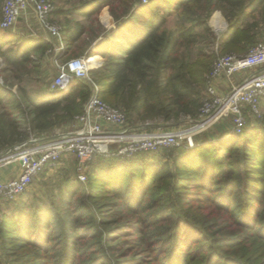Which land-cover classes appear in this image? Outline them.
<instances>
[{
  "label": "trees",
  "instance_id": "obj_1",
  "mask_svg": "<svg viewBox=\"0 0 264 264\" xmlns=\"http://www.w3.org/2000/svg\"><path fill=\"white\" fill-rule=\"evenodd\" d=\"M105 7L116 28L89 51L101 27L84 48L80 44L90 29L82 25L73 34L63 31V56L104 59L101 68L91 71L102 78L94 80L99 96L124 110L129 122L196 115L218 54H245L264 32V0H84L77 10L97 21ZM216 12L228 23L219 51L186 59L185 53L201 43L208 51L215 47L209 20ZM52 47L46 38L15 34L0 25V57L18 77L29 66L39 67ZM81 81L74 80L59 95L49 90L42 99L21 97L0 83V145L21 142L23 105L32 128L41 132L83 113L93 89ZM255 121L251 125L249 120L240 135L212 141L214 147L180 145L168 159L151 152L129 159L102 156L86 183H67L59 195L27 191L10 202L13 212L0 218V264H259L258 257L245 263L241 253L249 238L264 240V122ZM205 201L251 230H218L219 221L204 223L185 206ZM127 214L133 223L115 225ZM137 249L143 257H123Z\"/></svg>",
  "mask_w": 264,
  "mask_h": 264
},
{
  "label": "built area",
  "instance_id": "obj_2",
  "mask_svg": "<svg viewBox=\"0 0 264 264\" xmlns=\"http://www.w3.org/2000/svg\"><path fill=\"white\" fill-rule=\"evenodd\" d=\"M55 11L51 0H4L0 25L2 29H12L24 15L32 12L51 37L62 41L63 29L50 21ZM54 51L59 56L64 48L60 45ZM97 57L84 55L59 66L58 76L50 86L52 93L59 95L66 92L78 79L90 81L93 94L83 113L76 116L75 130L60 133L19 153L25 158L23 170L14 179L0 181V204L16 201L29 190L41 173L59 169L67 158H72L74 162L77 180L86 183L89 171L99 157L126 159L144 152L158 154L180 146L182 139L187 136L186 131L131 127L124 110L99 96L100 87L91 77V71L103 66L100 60L95 61ZM262 67L264 39L245 54L219 56L206 76L207 95L200 108L202 122L206 125L230 113L233 116L232 134L240 135L249 123L247 115L254 120L262 119L264 73L253 74L239 83L232 81L237 73ZM220 79L229 83L228 92L219 93L216 83ZM113 146H116L115 149H112Z\"/></svg>",
  "mask_w": 264,
  "mask_h": 264
},
{
  "label": "rangeland",
  "instance_id": "obj_3",
  "mask_svg": "<svg viewBox=\"0 0 264 264\" xmlns=\"http://www.w3.org/2000/svg\"><path fill=\"white\" fill-rule=\"evenodd\" d=\"M53 1L56 11L58 10H64L63 16L54 13L50 17V21L55 24L60 26L63 31L66 29V27H70L72 25V20H70V14L74 16V21L73 24L78 23L79 27L80 26H85L86 28L90 29L92 32H88L86 37L83 39L81 42V47L84 48L83 44H88L90 43L93 38H94V33L97 34L100 31V26H99V19L100 16L104 15L103 18L105 19V22L110 25L112 23L111 17L112 15L110 14V10L108 7H105L101 13L98 16V20L94 19V17L89 18L85 14V12L78 11L77 7H79L84 0H51ZM145 0H143L144 2ZM3 3L4 0H0V13H1V19H2V11H3ZM69 13V14H68ZM111 16H109V15ZM35 15L30 12L28 15V19L30 20V23L32 25L31 30H26L28 34H39L42 37L52 41L54 50L57 47L56 41L53 37H51L47 32H45L40 24H36L35 20ZM67 17L69 19H67ZM113 18V17H112ZM0 19V21H1ZM115 20V19H114ZM32 21V22H31ZM227 22V21H226ZM224 23V22H223ZM74 24V25H75ZM77 25V26H78ZM209 26L212 29L215 37H216V45L213 47L212 50L208 51L207 50V45L204 43H201L197 48H194L192 51H190L188 54L185 53V58L189 59L190 61L196 60L197 55L200 52H210L212 53L213 51H219L217 47L219 46L220 40L223 38V36L226 34L228 31V23H224V25L219 23L217 18H215V14L210 18L209 20ZM22 27V26H21ZM20 27V28H21ZM19 28V24H18ZM104 30V29H103ZM22 31V30H21ZM26 34V33H25ZM38 35V36H39ZM264 39V32L261 33L259 36V41ZM250 49V48H249ZM249 49L245 52L247 53ZM77 52L80 53L81 50L77 47L76 48ZM207 51V52H206ZM219 53V52H217ZM64 51L60 53L59 56L55 53V51L52 53L48 51L44 58L43 61L40 63L39 67H33L29 66L27 71H22L17 72L19 73L20 77L16 76L12 69L3 62V59L0 57V83L7 88H9L14 94L21 96V93H26L30 96H34L38 99H42L43 95L45 93H50V86L52 82L56 79L58 76L59 72V66L62 64L68 62L71 59H74L76 57L80 56H63ZM223 54H218L217 57L221 56ZM84 56V55H81ZM98 56V55H97ZM100 57V56H99ZM216 57V58H217ZM58 59V60H57ZM102 60V58H101ZM103 62V61H102ZM256 70H247L244 72H248L253 74H258L255 72ZM243 72V73H244ZM16 73V72H15ZM238 74V73H237ZM236 75V74H235ZM91 77L97 81H102L101 76L99 77ZM81 83L84 85L89 86L91 89H93L92 84L90 81H85L82 80ZM75 91H79V87L74 88ZM69 89L66 91L68 92ZM229 89H226V92H228ZM206 90L204 91L200 103L198 105V108L196 110L197 114L196 115H190L186 113H182L179 117L173 118L169 121L164 120L163 118H157V119H152L149 120L148 122H154L161 124L162 126H157L154 129H164V130H169V131H186L185 134H187L186 137L182 139L181 145L186 146L188 148L194 149V148H205L207 146H212L214 147V144L212 141L217 142L219 141L220 137H224L223 139H227L229 137L228 135H233L232 134V121H233V116L230 113L225 114L224 116L215 119L212 122L207 123L206 125L202 122V117L200 115V108L202 106L203 100L206 98ZM22 97V96H21ZM103 99L107 102L108 99L103 97ZM12 107V106H10ZM22 109L24 110V113L20 116L19 118V130L18 133H20L21 136V142L16 143L12 146L9 147H2L0 145V166H4L6 168V174L10 175H15L19 170L22 172L24 163H25V158L19 156V153L26 149V148H31L34 146H38L45 140H49L51 138H54L60 133L68 132V131H73L76 129V116L72 119V121L64 123L60 127H56L50 131L47 132H41L34 130L32 128V124L30 122L31 117L27 114L28 113V108L26 105L22 106ZM248 120H251V125H254L257 121L254 120L253 117L247 115ZM260 121L264 122V110H263V116ZM138 124H136V123ZM131 125H138L141 126L140 121H135V119H130ZM133 127V126H131ZM144 127V126H141ZM116 146H113L112 149H115ZM179 147V146H178ZM175 147V148H178ZM175 148L169 149L167 151H163L158 153L159 157L161 156L164 159H168L170 156V151H173ZM165 155V156H164ZM134 157V156H133ZM131 157V158H133ZM100 158V157H99ZM97 159L95 161L96 166L99 167L101 165L100 159ZM107 158H112V157H105ZM115 158V157H114ZM129 159V158H126ZM94 163V164H95ZM95 166V167H96ZM62 167V168H61ZM59 169H50L46 170L43 173H41L35 183L29 188L27 193L33 194L36 193L37 195H42L46 194L47 192L53 191L56 195H59L61 193V188L64 185L68 184H74L77 181L76 178V172H75V165L74 162L71 163L69 160H65V163L63 166H61ZM195 191H202V190H195ZM211 197L215 196L213 193L208 194ZM51 199V198H50ZM48 198V200H50ZM14 204V203H13ZM11 203H1L0 204V218L4 213L11 214L14 210V205ZM186 207L191 208L190 213L192 215L197 214L199 219L207 224L213 223V221H219L217 229L222 230V229H228V230H236V231H250L251 229L245 230L244 228L240 227V222L239 220L236 219L237 222L229 220L225 212L219 208H212L211 204L208 203L207 201L202 202V203H186ZM63 207V206H62ZM235 207V206H234ZM64 210V209H63ZM237 210V208H236ZM239 211V210H237ZM129 221V222H128ZM135 221V218L130 216V215H124L121 220L115 225H122L123 223H133ZM125 223V224H126ZM135 223V222H134ZM136 225V223H135ZM244 229V230H243ZM239 232V233H240ZM251 233V232H250ZM221 236H226L227 232H222L220 234ZM250 236H248L249 238ZM129 239V238H128ZM249 242H245V244L242 246V260L247 263L248 260L250 261L254 257L259 258V264H264V240L262 239H255L249 238L247 240ZM189 248V247H188ZM246 248V249H245ZM223 251V250H221ZM188 253V251H186ZM244 253V254H243ZM123 256L125 258H131V257H143L142 252L135 250L132 254L130 252H124ZM113 257L119 258L120 254L116 253L113 254ZM148 256H145L142 259H148ZM145 260H143L141 263H143Z\"/></svg>",
  "mask_w": 264,
  "mask_h": 264
},
{
  "label": "crops",
  "instance_id": "obj_4",
  "mask_svg": "<svg viewBox=\"0 0 264 264\" xmlns=\"http://www.w3.org/2000/svg\"><path fill=\"white\" fill-rule=\"evenodd\" d=\"M64 10H66V9H64ZM63 9L61 10L60 9V13H59V15H61V16H63L64 14V12H66V11H64ZM69 14V13H68ZM28 15H29V13L27 14V15H24L20 20H19V22L17 23V25L14 27V28H12V29H9V30H11L13 33H15V34H21V35H27V36H31V37H34V38H44V37H42L41 35H39V34H28L27 32H25L27 29L28 30H31L32 29V25H31V23H30V20L28 19ZM109 15V14H108ZM65 16V15H64ZM103 16L104 15H102V16H100V19H99V25H100V27L102 28V30H103V32L102 33H100V35L94 40V42L92 43V45L90 46V48H88V51L90 50V49H93V48H95L96 47V45L98 44V43H101V42H103V40H104V34L105 33H111L115 28H116V22H115V20H114V18H112L110 15V17H111V21H112V23L110 24V25H108L106 22H105V19L103 18ZM35 17V16H34ZM215 18H217V20L219 21V23L221 24H223L224 25V23L226 24L227 22H226V19H225V17L223 16V14L221 13V12H216L215 13ZM67 19H69L68 17H67ZM35 20H36V24H38L39 25V22H38V20L36 19V17H35ZM70 20H72V25H70V27H66V29L64 30V31H70V33L71 34H73L74 32H76L80 27H79V25H78V23H74L73 24V21H74V16L72 15V14H70ZM32 22V21H31ZM224 22V23H223ZM18 24H19V28H18ZM78 25V26H77ZM22 26V27H21ZM41 26V25H40ZM21 27V28H20ZM43 29V28H42ZM22 30V31H21ZM44 30V29H43ZM45 31V30H44ZM46 32V31H45ZM26 33V34H25ZM39 35V36H38ZM86 37V34L83 36V38H82V40L84 39ZM55 39V38H54ZM65 37H64V32H63V40L62 41H57V39H55V41H56V44H57V46H60V45H62L63 46V48H64V52H65ZM87 52V51H86ZM58 60V59H57ZM100 61L102 62L103 61V63H104V59H102L101 60V57H100ZM255 72H257V73H264V67H262V68H260V69H258V70H256ZM252 74L251 73H249L248 74V72L246 73V72H240V73H238V74H236V75H234L233 76V78H232V81L234 82V83H239V82H241V81H243L244 79H246L247 77H249V76H251ZM216 86H217V88H218V91H219V93H226V89H229V83L227 82V80H224V79H220L219 81H217V83H216ZM262 109L264 110V103H263V106H262ZM129 124H130V126H133V127H141V126H144V127H149L150 129H154V128H156L157 126H162L161 124H158V123H154V122H140L139 124H141V126H138V125H131V123L129 122ZM136 124H138V123H136ZM76 126H77V123H76ZM106 127L107 128H110L109 126H107L106 125ZM148 128V129H149ZM66 160H69V161H71V163L73 162V160H72V158H67ZM64 163H65V161H64ZM21 174V171L19 170L15 175H10V174H6V168L4 167V166H0V181H8V180H11V179H14V178H16V177H18L19 175Z\"/></svg>",
  "mask_w": 264,
  "mask_h": 264
},
{
  "label": "bare ground",
  "instance_id": "obj_5",
  "mask_svg": "<svg viewBox=\"0 0 264 264\" xmlns=\"http://www.w3.org/2000/svg\"><path fill=\"white\" fill-rule=\"evenodd\" d=\"M95 61H99V57H97V59H95ZM93 62H91V64H92Z\"/></svg>",
  "mask_w": 264,
  "mask_h": 264
}]
</instances>
